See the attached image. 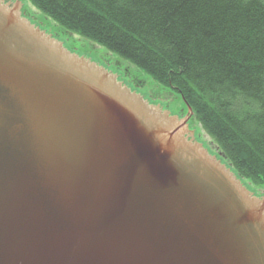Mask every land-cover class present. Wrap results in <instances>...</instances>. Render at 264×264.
<instances>
[{"label": "water", "instance_id": "95a60500", "mask_svg": "<svg viewBox=\"0 0 264 264\" xmlns=\"http://www.w3.org/2000/svg\"><path fill=\"white\" fill-rule=\"evenodd\" d=\"M188 120L0 0V264H264V196Z\"/></svg>", "mask_w": 264, "mask_h": 264}, {"label": "trees", "instance_id": "16d2710c", "mask_svg": "<svg viewBox=\"0 0 264 264\" xmlns=\"http://www.w3.org/2000/svg\"><path fill=\"white\" fill-rule=\"evenodd\" d=\"M175 91L241 181L264 186V0H27Z\"/></svg>", "mask_w": 264, "mask_h": 264}, {"label": "rangeland", "instance_id": "374dc122", "mask_svg": "<svg viewBox=\"0 0 264 264\" xmlns=\"http://www.w3.org/2000/svg\"><path fill=\"white\" fill-rule=\"evenodd\" d=\"M7 1L19 2L24 17L62 41L64 46H67L66 48L78 52L79 55L90 58L93 62L102 65L116 75L119 73V76L127 82L129 88L139 93L149 103L159 105L161 108L168 110L171 115H176L179 118L189 116L188 127L192 130L195 140L200 142L212 155H215L231 169L216 143L203 131L199 123L194 119L192 110L191 112L188 110L186 104L175 91L162 86L142 69L130 64L118 55L107 51L105 48L91 41L68 33L33 7L27 0ZM164 106L167 107L165 108ZM242 183L254 195L258 197L264 196V186L253 185L247 180L242 181Z\"/></svg>", "mask_w": 264, "mask_h": 264}, {"label": "flooded vegetation", "instance_id": "af4514ba", "mask_svg": "<svg viewBox=\"0 0 264 264\" xmlns=\"http://www.w3.org/2000/svg\"><path fill=\"white\" fill-rule=\"evenodd\" d=\"M66 47H67V46H66ZM68 49H69V48H68ZM69 50L72 51V52H76V51L71 50V49H69ZM76 53H78V52H76ZM117 78H118V80H120L121 82H123L125 85H127V86L129 87V85L127 84V82L119 76V73H117ZM136 91H137V90H136ZM164 107L166 108L167 106H164Z\"/></svg>", "mask_w": 264, "mask_h": 264}]
</instances>
